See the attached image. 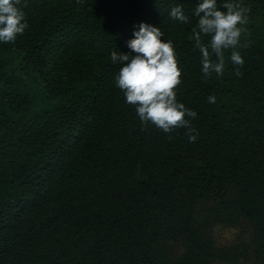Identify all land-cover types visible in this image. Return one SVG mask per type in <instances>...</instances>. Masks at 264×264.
Masks as SVG:
<instances>
[{
	"label": "trees",
	"instance_id": "16d2710c",
	"mask_svg": "<svg viewBox=\"0 0 264 264\" xmlns=\"http://www.w3.org/2000/svg\"><path fill=\"white\" fill-rule=\"evenodd\" d=\"M234 2L244 64L225 51L204 79L198 0H21L28 27L0 42V264H264V0ZM141 22L173 42L195 142L141 130L115 85ZM216 225L239 234L217 244Z\"/></svg>",
	"mask_w": 264,
	"mask_h": 264
},
{
	"label": "clouds",
	"instance_id": "9594fccd",
	"mask_svg": "<svg viewBox=\"0 0 264 264\" xmlns=\"http://www.w3.org/2000/svg\"><path fill=\"white\" fill-rule=\"evenodd\" d=\"M20 4L21 0H0V42L14 43L28 27L25 13L18 7ZM221 8H218L217 0H198L194 9L197 18L192 29L194 50L201 54L204 79L211 78L213 74L223 76L225 51L231 50L230 60L234 66L242 67L244 64L236 49L245 31L242 26L248 23L251 9L234 0L223 3ZM169 15L174 21L191 23L182 6L172 7ZM138 29L133 32L134 38L126 42L129 52H111V63L121 66L115 75L116 87L123 92L125 102L135 107L143 125L141 130L149 125L164 133L187 128L185 134L189 142H195L199 133L195 132L186 117L194 120L198 115L177 100L176 89L182 82V73L173 42L162 39L159 27L141 22ZM240 67L235 70L237 76H242ZM207 99L209 103L216 102L215 96Z\"/></svg>",
	"mask_w": 264,
	"mask_h": 264
},
{
	"label": "rangeland",
	"instance_id": "374dc122",
	"mask_svg": "<svg viewBox=\"0 0 264 264\" xmlns=\"http://www.w3.org/2000/svg\"><path fill=\"white\" fill-rule=\"evenodd\" d=\"M212 233L216 243L223 245L233 242L239 234V230L224 225H216L213 227Z\"/></svg>",
	"mask_w": 264,
	"mask_h": 264
}]
</instances>
